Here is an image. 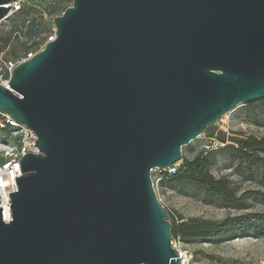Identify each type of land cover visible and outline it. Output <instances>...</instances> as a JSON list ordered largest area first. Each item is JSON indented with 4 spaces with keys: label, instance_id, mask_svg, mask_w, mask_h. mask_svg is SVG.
I'll list each match as a JSON object with an SVG mask.
<instances>
[{
    "label": "water",
    "instance_id": "obj_1",
    "mask_svg": "<svg viewBox=\"0 0 264 264\" xmlns=\"http://www.w3.org/2000/svg\"><path fill=\"white\" fill-rule=\"evenodd\" d=\"M54 24L0 83L38 148L0 206V264H182L151 172L264 99V0H72Z\"/></svg>",
    "mask_w": 264,
    "mask_h": 264
},
{
    "label": "rangeland",
    "instance_id": "obj_2",
    "mask_svg": "<svg viewBox=\"0 0 264 264\" xmlns=\"http://www.w3.org/2000/svg\"><path fill=\"white\" fill-rule=\"evenodd\" d=\"M66 5L61 4L60 8ZM22 18L21 14H14L0 21V42L2 50H6L9 57L23 55L30 50L24 40L15 37L18 22ZM38 33L39 29L31 24L25 36L27 40H35ZM2 117L0 115V119ZM247 136L264 137V101L236 106L211 124L198 138L182 147L184 160L181 166L186 161L205 158V172L214 179L228 182L235 196L240 199L235 205L208 193L193 177L179 183H172L169 179L157 183L160 173L151 172L157 196L168 209L171 224L173 221L219 222L238 216L250 221L257 218L261 220L257 225L262 227L256 232H243L227 240L171 236L172 246L187 252L191 257L189 264H255L264 256V167L259 165L258 177H244L239 173L240 162L226 149L233 138ZM9 140V128L0 127V162L9 156ZM260 155L264 156V152H260Z\"/></svg>",
    "mask_w": 264,
    "mask_h": 264
},
{
    "label": "built area",
    "instance_id": "obj_3",
    "mask_svg": "<svg viewBox=\"0 0 264 264\" xmlns=\"http://www.w3.org/2000/svg\"><path fill=\"white\" fill-rule=\"evenodd\" d=\"M61 4H67L60 8ZM72 5V0H12L5 6L11 7L7 16L21 14L22 19L18 22V29L15 31L16 39L29 45L30 50L23 55L9 57L6 50L0 49V83L9 88L12 77V70L21 62L34 57L39 51L46 47V44L56 39V27L54 18L61 15L64 10ZM4 18V19H5ZM33 24L35 29H39V33L35 40H27L26 31ZM49 26V29H46ZM49 30V31H48ZM1 46V43H0ZM3 117L0 119V127L9 128L10 140L7 142L9 148V156L0 162V206L3 207V219L8 221L11 219L10 192L18 189L16 177L22 174L20 159L26 153H37L38 148L35 145L37 135L33 129L25 124L16 122L9 115L1 113ZM181 161L170 167L159 169L154 168L152 171H158L160 177L156 179L157 183L163 179L164 174L173 175L178 172L181 167ZM182 264L189 256L187 252H181ZM255 264H264V256Z\"/></svg>",
    "mask_w": 264,
    "mask_h": 264
},
{
    "label": "trees",
    "instance_id": "obj_4",
    "mask_svg": "<svg viewBox=\"0 0 264 264\" xmlns=\"http://www.w3.org/2000/svg\"><path fill=\"white\" fill-rule=\"evenodd\" d=\"M0 49H2V46H0ZM260 101H264V99ZM252 103L250 102L248 104L252 105ZM231 141L232 143L228 144L226 149L240 162L239 173L247 178L258 177L259 165L261 164L264 167V156L260 155V152H264V137L259 139L254 136H247L233 138ZM206 166V160L203 157L186 161L184 166H181L176 174H164L162 180L169 179L172 183H179L193 177L208 193H213L223 201L235 205L240 199L235 196L228 182L224 179H214L208 172H205ZM260 221L258 218L257 220L250 221L243 216L228 217L219 222L173 221L171 224V236L184 239L203 238L227 240L243 232H256L262 227L257 225Z\"/></svg>",
    "mask_w": 264,
    "mask_h": 264
},
{
    "label": "bare ground",
    "instance_id": "obj_5",
    "mask_svg": "<svg viewBox=\"0 0 264 264\" xmlns=\"http://www.w3.org/2000/svg\"><path fill=\"white\" fill-rule=\"evenodd\" d=\"M180 250V249H179ZM181 251V250H180ZM182 252V251H181ZM190 258L191 257H189L188 259H185L184 261H183V264H189V262H190Z\"/></svg>",
    "mask_w": 264,
    "mask_h": 264
}]
</instances>
